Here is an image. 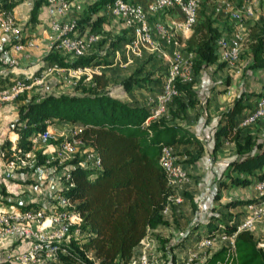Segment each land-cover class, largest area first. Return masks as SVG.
Here are the masks:
<instances>
[{
    "label": "trees",
    "instance_id": "16d2710c",
    "mask_svg": "<svg viewBox=\"0 0 264 264\" xmlns=\"http://www.w3.org/2000/svg\"><path fill=\"white\" fill-rule=\"evenodd\" d=\"M110 1L97 0L89 5L84 17L77 22L78 30L82 31L81 26L96 30L101 17L93 21L91 15L101 11ZM39 4L40 1L35 4L34 10ZM3 6L7 9L13 7L6 3ZM221 35L211 16L197 20L185 41L186 52L193 56V78L188 83L175 84L184 100L174 97L168 114L156 119L148 120L150 112L145 107L132 106L111 97L110 80L104 73L92 74L89 79L81 76L74 81L69 93L58 95L36 87L16 97L17 118L11 123L10 132L17 135V144L13 151L9 140L3 142L0 154L5 160L11 161L12 154L22 156L30 152L31 138L53 122L78 125L80 130L73 136L82 143L80 149L93 152L98 157L97 167L85 163L86 154L80 156L76 153L65 163L72 186L63 189L61 194L71 202L67 212L76 215L81 223L70 228L66 254L60 256L62 264H128L134 248L149 232L167 224L162 212L171 196V187L159 163L161 151L163 147L174 145H201L194 134L176 121H184L187 112L200 104L194 82L206 67L218 61L215 41ZM123 40L124 35L116 37L110 48L115 49ZM244 44L249 56L246 72L264 74V16L252 25ZM108 58L109 54L104 57L93 54L70 59L52 52L44 60L59 69L74 70L108 66ZM224 66V63L218 64V68ZM138 84L130 78L123 82V87L129 91ZM253 96L251 100L258 95ZM247 100L245 94L236 97L232 106L219 114L214 129V151L220 146L221 139L234 145L235 157L228 163L223 176L237 188L249 187L264 179V144L253 140L250 135L241 136L234 126L235 116L248 108L245 104ZM37 158L39 165L46 161L39 154ZM233 173L245 176H233ZM0 194L7 206L20 210L38 208L34 203L25 204L12 199L3 190ZM186 198L196 214V202L190 195ZM249 202L254 203L255 200ZM237 204L245 203L240 201ZM226 207L232 208L233 205ZM205 226L212 234L219 230L211 223ZM199 227L194 224L186 236L193 237ZM75 228L79 231L78 235L73 233ZM221 232L232 238L233 247L222 246L200 264H264V248L258 246L250 231L236 232L234 227L223 225ZM182 246L180 241L172 248L175 250ZM170 264L178 263L171 259Z\"/></svg>",
    "mask_w": 264,
    "mask_h": 264
},
{
    "label": "built area",
    "instance_id": "2783aa9c",
    "mask_svg": "<svg viewBox=\"0 0 264 264\" xmlns=\"http://www.w3.org/2000/svg\"><path fill=\"white\" fill-rule=\"evenodd\" d=\"M232 1L236 3L238 0ZM248 1L250 0L243 1L241 8L233 9L229 4L226 5L228 19L233 23L232 31L229 34H222L215 41L218 61L225 65H233L242 54L247 39V34L242 28V21L246 18L245 16H250V11L245 8L244 3H248ZM44 2L53 32L49 38L50 43L44 58L52 52L61 53L70 59L86 57L95 52V47L102 40L100 30H89L80 34L77 21L61 22L57 20L66 17L68 13L69 6L66 0H44ZM0 3L3 5L9 3V0H0ZM258 3L264 5V0H257ZM199 4V0H151L147 5L133 0H111L104 9L109 16L121 19L125 40L121 41L115 49L108 46L106 50L99 51L98 54L104 57L111 53L108 58L110 62L120 64L122 57L125 62H129L131 57L139 56L142 52H157L159 41H165L176 48L180 47L178 33L192 30L198 20ZM166 13H174L178 18L177 22L165 21L163 17ZM2 35L8 36L7 46L10 52L32 50L36 47V40L23 36L11 11L6 8L0 9V37ZM4 46L0 39V80L5 81V85L0 87V106L15 101L17 96L30 90L31 88L28 89L25 83L26 80L37 83L41 81L37 79V76L53 70H65L59 69L55 64L44 59H41L36 67L23 70L17 59L9 54L8 56L2 54ZM164 60L169 62V66L162 78L161 91L150 110V119L165 115L166 106L171 104L174 97L179 96L175 87L176 82L188 83L192 80L190 75H182L180 72L182 62H186L189 71L192 69V55L189 54L187 58L181 59L180 54L175 52L171 59L164 56ZM46 67L47 69L43 70ZM88 68H77L73 70V73L75 75L83 74ZM17 71L19 72L17 73ZM27 71L31 72L27 73ZM65 71L70 72L71 69ZM11 75H22L23 79H14ZM250 106L246 116L241 119V126H246L256 120L264 121V89ZM49 138L50 133L46 128L42 133L31 138L32 146L35 142L44 144ZM81 146L82 143L72 136L63 144V150L72 154L75 148ZM14 147L15 145L12 147L13 151ZM31 152L32 149L22 156L12 154L11 161L5 160L0 154V164L5 162L3 166L5 175L2 179L6 192H10L9 190L13 186L8 181L13 178V172L16 170L15 160L20 159L19 157L31 159ZM85 154V163L97 167L98 157L93 152ZM176 160L177 158L170 147L162 148L159 163L169 180L170 187L177 182L184 181L186 176L185 171L177 164ZM32 167L36 172L41 169L39 164H34ZM62 181L65 183L64 189L72 186L68 170L62 174ZM254 192L255 202L246 206L247 214L234 227L236 232L241 230L252 232L257 224L262 225L264 229V179L258 180L254 184ZM168 201L180 203L181 198L170 196ZM54 202V206L57 207L54 213H47L46 210L41 209L20 210L12 205L0 204V249L8 243H17V248L26 244V248L22 250L6 252L3 264H62L60 256L66 254L65 247L69 244L71 237L70 228L78 226L81 221L76 215L72 216L67 212L71 202L61 192ZM73 233L78 235V229L75 228ZM222 238L227 239V236ZM228 238L230 241L227 246L232 248V238ZM145 239L139 244L140 247L144 245V248H141L139 252H133L128 264H156L144 251L146 250ZM95 264L104 263L96 262ZM178 264H191V260L187 258Z\"/></svg>",
    "mask_w": 264,
    "mask_h": 264
},
{
    "label": "rangeland",
    "instance_id": "374dc122",
    "mask_svg": "<svg viewBox=\"0 0 264 264\" xmlns=\"http://www.w3.org/2000/svg\"><path fill=\"white\" fill-rule=\"evenodd\" d=\"M228 3L231 4L230 6L233 9L241 8L243 5L242 2L236 1L235 3L232 0H229ZM244 5L245 8L250 11V16H245L246 18L242 21L243 31L248 34L252 25L258 21L259 18L264 16V5L257 4V0H250L248 3H244ZM214 12L216 13L213 4L209 3L207 5L206 2H200L198 19H201L203 16H211L215 22L219 16L215 15ZM225 20H228L227 13L225 14ZM226 28L228 29V33L229 30H232L230 26H226ZM114 39L115 38L109 36L106 38L104 37L95 47V52H92L91 55L106 50V47L112 45ZM45 53L46 52L41 53V56ZM109 55L111 56V53ZM248 58V49L244 44L242 54L238 61L231 65L233 67L222 70L224 67L218 68V64H220L219 62L216 65L206 67L196 77L194 82V89L197 90L202 102L207 98V93L211 92V90H213L219 83L223 84L225 80L229 82L230 79H234L235 76L233 73L237 72L236 75L241 76L240 80L241 78L244 80L249 62ZM40 62L41 58L39 60V63ZM182 63L183 64H181L180 68L181 74L190 75L193 78L192 69L189 71L186 62ZM123 65L124 63L114 65L110 60L108 66L98 65L103 66L102 69L106 71L109 77L110 96L121 100H125V92H132L137 99L140 94L148 89L149 91L154 92L155 90L153 88L155 87V84L160 82L164 75L163 73L168 69L169 62L163 60L159 54L148 52L140 54L139 56L131 57L128 65ZM92 68L93 67H89L83 72V74L77 73V75L73 73V70L70 72L65 70H53L42 75L39 74L40 76H37V79L41 81L38 85H35L32 88L40 87L44 92L58 95L69 93L71 92L74 86V81L77 77L83 75H87L89 78L91 77L93 74L92 72L95 71V69ZM46 69L47 67L43 68V70ZM137 71H139V73H136ZM130 78L132 81L139 84L131 88L129 91H126L123 87V82ZM248 95L251 100L255 94ZM251 101L254 102L255 100ZM253 102L251 104H253ZM246 105L249 110L251 106L249 104ZM207 110V108L204 109L201 105L200 110L194 111L197 116H201L200 118L205 119ZM168 111L169 106H166L165 115L168 114ZM247 112L248 111H246V113ZM246 113L241 115L242 118L246 116ZM236 116L239 117L240 115L238 114ZM212 121V129H215L217 126L216 114H214ZM182 122L176 121V123ZM46 128L50 133L48 141L44 144L35 142L34 146L31 147V159L27 160L19 157L20 159L15 160L16 170L13 172V178L8 181L9 184L13 186L10 188V192H6V189L3 188V186L0 187V191L3 190L7 196H10L16 201H24L23 203L27 200L33 201L30 203L37 205V209L46 210L47 213H54L57 210V207L54 206V199L65 186V183L62 181V174L67 170L65 167L66 161L72 159L76 153V155L84 156L86 152L80 149V147L75 148L72 154H68L63 150V144L73 136V129L71 126L59 122H53L48 124ZM252 128L257 129V141L264 144V121L256 120L253 123L244 126L243 130L246 133H251L252 130L250 129ZM1 135L2 134L0 133V147L6 140L10 141L12 147L13 145L16 146L17 142L13 141L10 135ZM203 143L207 146L206 141ZM213 146L214 142H211V146L209 149L207 148L205 156L201 155L204 150L203 146H198L197 144H194L193 146V149L195 150L191 149L185 152H173L174 156L177 158V164L183 168L186 176L184 181L171 185L170 193L171 197L178 196L181 198L186 209L181 206V202L173 203L167 201L165 207L167 211L164 212V216L168 217L166 221L167 224L161 226L157 231L149 232L145 239L146 250L144 251L151 260L155 261L156 264H170L171 259H174L176 263H181L182 260H186L187 258L191 260V264L203 263L214 253V251H218L223 245H225L227 240L222 238L224 235L221 232L223 225L235 227L241 221L240 217L243 214L240 212L241 205H238L237 203H240L241 201L248 204L251 203L249 202L251 201V197H255L254 185H252V187L249 186L242 188L233 187L228 184L226 186L222 185L223 182L227 183L229 180L223 176L225 170L221 174L216 173L213 170L214 159L210 155V153L213 152ZM227 149L226 151L228 153L229 148ZM37 154L46 158V161L41 165L39 172H36L32 167V165L38 164L39 162ZM68 156L69 158H66ZM4 164L5 162L0 164L2 169L4 168ZM3 175H5V173H3ZM235 175L239 174L235 173L234 176ZM187 195L192 196L196 202V214H194L190 208L189 201L186 198ZM2 199H4V197L0 194V204L5 205L6 202ZM228 204H232L233 207H226ZM187 210L189 214H185V211L187 212ZM71 215L73 216L74 214ZM228 217H231L233 222H230ZM72 220L75 221V219ZM234 221L237 223H234ZM208 223H211L212 227L219 228V230L217 229L214 234L208 232L210 231V228L208 229L205 226L208 225ZM194 224L195 227L197 225H200V227L195 233H193V238L192 236H186L191 232V228ZM202 226L204 227L202 228ZM180 241L183 242L182 250H174L172 247ZM16 245L17 243H8L7 246L0 249V263L5 261V253L15 248ZM141 248L143 249L144 245H141ZM89 256L91 257V254H89Z\"/></svg>",
    "mask_w": 264,
    "mask_h": 264
},
{
    "label": "crops",
    "instance_id": "0c3cea01",
    "mask_svg": "<svg viewBox=\"0 0 264 264\" xmlns=\"http://www.w3.org/2000/svg\"><path fill=\"white\" fill-rule=\"evenodd\" d=\"M39 1L41 4H39L36 7V10H34L35 4ZM66 1L69 6V10H68L66 17L57 19L61 22H66L68 20H75L78 22L80 19L84 17L89 5L96 2L97 0H66ZM133 1L141 3L143 5H147L151 0H133ZM228 1L229 0H199V2H206L207 5L210 3V4H213V6H215L216 13L215 12L214 13L215 15H218L219 18L214 22V26L217 27L218 31L222 34H229L232 30H229V33H228L227 31L228 29L226 28V26H230V28H232L233 26V23L229 19L225 20V14L227 10L226 5L227 4L231 5L230 3H228ZM6 4L13 5V7L9 10L11 11V14L13 15L16 23L18 24L19 29L21 30L25 38L36 40V47L32 50H26V51H21V52H10L7 46L8 36L2 35L0 39L5 45L3 47L2 54L5 56H8L9 54L10 56H13L15 59H17L20 67L23 70L32 69L36 67V65L39 64L40 58L44 59V54L41 56V53L47 51V46L50 43L49 38L53 34L51 30L50 17L48 16L45 2L44 0H9V3H6ZM3 5H1L0 3V9L5 8ZM33 12H34V15H33ZM98 17H101V19H99V25L98 27H96V30H100L102 32V39L104 37L106 38L107 36L116 38V36H121V34L124 35L125 31L123 29L121 19L109 16L104 8L98 13L91 15V19L93 21L96 20ZM163 18L167 22L168 21L170 22L171 20L174 22H177L178 20L177 16L174 15V13H169V14L166 13L165 17ZM81 27H82L81 29L82 31H79L80 34L90 30V28H88L87 26H81ZM191 31L192 30L184 31L183 33H178V41L180 43V47L176 48L172 46L171 44L166 43L165 41H159L157 43L158 51L153 52V53L159 54L163 60H164V56L171 59L173 56V53L175 52L180 54L181 59L187 58L189 54L185 50V41L190 35ZM145 53H148V52H143L141 54H145ZM218 62L221 63L220 61H217L213 65H216ZM123 63H124L123 66L128 65V62H125L124 57H122L120 64H123ZM114 65H117V64H114ZM92 67H93L92 69H95V71L92 72L93 74L104 73L108 77L106 71L102 69L103 66H92ZM229 67H233V66L225 65L222 70L229 68ZM18 72L19 71H17V73ZM29 72L31 71H27V73ZM236 74L237 72L233 73L235 78L230 79L229 82L225 80L223 84L217 83L218 85L213 90H211V92L207 93V98L204 100V102H202L198 94L200 104L197 105L194 110L196 111L200 110L201 105L203 106L204 109L207 108L208 110H207V114H205V119L200 118L201 116H197L196 112L192 110L193 112L191 111L187 112L185 121H183L182 123H179L186 130L194 134L196 139L201 143L204 149L203 152L201 153L202 156L206 155L207 148L209 149V147L211 146V142H214L215 140L214 129H212V124H213L212 118L214 114L217 115V120H218L219 114L225 111L227 108H230L233 104L234 99L238 97L240 94L245 93V98L249 99L250 96L248 94L259 95L260 92L263 91L264 89V74L263 73L245 72L246 77L244 80L243 78H241L240 80L241 76L236 75ZM84 76H87V75H84ZM11 77L14 79H23L22 75H11ZM162 78L159 83L155 84V87L153 88L155 90L154 92L149 91L148 89L147 91L140 94L138 99L135 98V95H133L132 92L130 93L125 92L124 93L125 100H121V99H118V100L124 103L130 104L132 106L145 107L150 112L151 108L154 106V102H155L157 95L161 91ZM25 83L28 89H30L33 86L38 85L40 82L34 83L33 81L26 80ZM4 85H5V81L0 80V87ZM179 97L182 100H184V98L181 95H179ZM257 97L258 96H256V98ZM256 98H254V100ZM250 101H251L250 99L247 100L245 104L250 105L253 102V101L251 102ZM167 106H169V108L172 107L171 104ZM246 111H248V109L240 113L239 117L235 116L234 126L235 128L239 130V133L241 136L250 135L253 140L257 141V129L252 128L250 130H252L253 133L252 132L246 133L243 130L244 126L240 125V122L242 119L241 115L246 113ZM16 118H17V111H16V104L14 101L11 103H5L0 106V133L2 134L1 136L10 135L13 141L17 140V135L9 131L11 123H13L16 120ZM148 120H151V119L148 118ZM63 124L71 126V128L73 129V134L80 130V127L76 124H69V123H63ZM205 141L207 142V146H205V144L203 143ZM193 146L194 144H185V145H174V146H171L170 148L172 152H185L191 149L195 150L193 149L194 148ZM227 148H229L228 153L226 151ZM210 155L214 159L213 161L214 172L221 174L226 169L228 163L232 161L235 157L234 145L227 142L224 139H221L220 146H218L217 150L215 151L213 150V152H211ZM234 174L235 173H233L232 175L234 176ZM235 176L244 177L245 175L239 174ZM2 177H3V169L0 166V187L3 186V188H5ZM227 184L235 187L230 181L227 182ZM254 199L255 197H251V200H254ZM30 202H33V201L27 200L25 201V204H28ZM248 204H244L240 206L241 208L240 212H242L243 214L240 217L241 220H243L247 214L246 206ZM181 206L184 209H186V206L183 203V200H181ZM165 211H167V209L163 210L162 215H163L164 220L167 221L168 217L164 216ZM185 214H189L188 210L187 212L185 211ZM230 222H233L232 218ZM234 223H237V222L234 221ZM203 227L204 226H202V228ZM251 234L253 235L254 239L257 241L258 246L260 248H264V229L262 225L257 224L256 228L254 229V231L251 232ZM226 240L227 241L225 245H228L229 244L228 242L230 241V239L227 237ZM24 248H26V245H23V246L21 245L18 248L17 246H15V248L9 251L22 250ZM140 250H141V247L140 245H138L137 247L134 248L133 252H139ZM181 250L182 248H179V251Z\"/></svg>",
    "mask_w": 264,
    "mask_h": 264
}]
</instances>
